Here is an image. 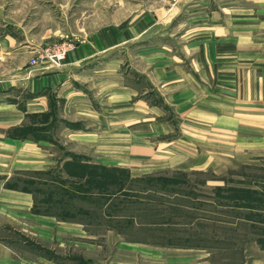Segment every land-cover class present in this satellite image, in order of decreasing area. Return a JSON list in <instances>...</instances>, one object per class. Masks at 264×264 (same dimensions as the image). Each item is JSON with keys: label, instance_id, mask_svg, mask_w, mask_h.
Listing matches in <instances>:
<instances>
[{"label": "rangeland", "instance_id": "1", "mask_svg": "<svg viewBox=\"0 0 264 264\" xmlns=\"http://www.w3.org/2000/svg\"><path fill=\"white\" fill-rule=\"evenodd\" d=\"M179 1L0 0V80L21 69L58 70L87 35L126 25L141 12L155 14L160 21L156 32H185L191 25L187 18L179 23L174 19ZM187 9L185 13H191ZM8 39L16 43L9 45ZM63 46L68 52L60 66L48 68L46 59ZM32 59L38 61L34 66ZM250 72L247 68V85ZM263 84L262 101L239 105L243 133L223 129L226 111L215 110L214 127L205 121L196 138L191 137L195 148L185 159L187 167L152 169L139 177L125 169L93 165L90 149L75 148L60 133L56 97L44 91L52 119L30 116L7 134L44 142L41 147L51 159L47 167L53 169L19 173L7 185L31 194L33 207L27 216L0 214V238L31 264H111L123 255L117 247L121 241L207 248L214 264H264ZM158 103L165 112L159 119L177 128L167 138L178 131L189 136L185 132L191 119L175 117L167 105ZM224 105L225 110L229 103ZM68 158L71 161L59 167ZM30 216L52 220L53 227L38 231L33 227L37 219Z\"/></svg>", "mask_w": 264, "mask_h": 264}, {"label": "crops", "instance_id": "2", "mask_svg": "<svg viewBox=\"0 0 264 264\" xmlns=\"http://www.w3.org/2000/svg\"><path fill=\"white\" fill-rule=\"evenodd\" d=\"M186 8L191 13H185ZM174 14L177 23L186 18L191 23L187 31L156 32L158 18L141 12L126 25L87 35L58 70L21 69L0 80V214L29 215L32 195L7 185L19 173L53 169L47 167L51 159L41 147L44 142L7 134L27 117L52 119L46 90L57 100L60 133L75 148L90 149L93 165L125 169L132 177L148 176L154 169L187 167L185 159L195 148L191 137L196 138L205 121L214 127L215 110L227 113L221 117L223 129L243 133L239 105L262 101L264 35L254 33L264 31V0H180ZM158 102L175 117L191 119L185 132L189 136L178 131L167 138L177 128L159 119L164 109ZM70 161L64 159L59 167ZM32 217L38 231L46 232L53 224ZM117 247L123 255L111 264H214L207 248L123 241ZM23 262L32 263L0 238V264Z\"/></svg>", "mask_w": 264, "mask_h": 264}, {"label": "built area", "instance_id": "3", "mask_svg": "<svg viewBox=\"0 0 264 264\" xmlns=\"http://www.w3.org/2000/svg\"><path fill=\"white\" fill-rule=\"evenodd\" d=\"M68 52V47L63 46L61 48H57L50 54V57L46 59L45 64L48 68H58L60 66V61L63 60ZM38 63V61L31 60V65L34 66Z\"/></svg>", "mask_w": 264, "mask_h": 264}, {"label": "trees", "instance_id": "4", "mask_svg": "<svg viewBox=\"0 0 264 264\" xmlns=\"http://www.w3.org/2000/svg\"><path fill=\"white\" fill-rule=\"evenodd\" d=\"M15 132H18V131H15ZM15 137L20 138V136H15Z\"/></svg>", "mask_w": 264, "mask_h": 264}]
</instances>
